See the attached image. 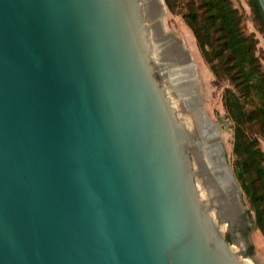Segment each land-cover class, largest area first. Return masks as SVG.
<instances>
[{"label":"water","instance_id":"1","mask_svg":"<svg viewBox=\"0 0 264 264\" xmlns=\"http://www.w3.org/2000/svg\"><path fill=\"white\" fill-rule=\"evenodd\" d=\"M157 1L0 0V264H251L226 238L243 190L176 87L192 58Z\"/></svg>","mask_w":264,"mask_h":264},{"label":"trees","instance_id":"2","mask_svg":"<svg viewBox=\"0 0 264 264\" xmlns=\"http://www.w3.org/2000/svg\"><path fill=\"white\" fill-rule=\"evenodd\" d=\"M169 11L181 15L191 28L198 48L220 82H229L222 93L226 118L233 130L229 162L250 203L246 212L264 236V49L247 25L244 8L233 0H164ZM252 22L264 37V10L259 0L247 1ZM230 242L232 236L226 235ZM254 246L248 243L247 254Z\"/></svg>","mask_w":264,"mask_h":264},{"label":"rangeland","instance_id":"3","mask_svg":"<svg viewBox=\"0 0 264 264\" xmlns=\"http://www.w3.org/2000/svg\"><path fill=\"white\" fill-rule=\"evenodd\" d=\"M247 1L248 0H233L235 5L245 9L248 18V28L251 31L256 32V35L260 39L259 48L264 49V37L256 30L255 25L251 20L252 12ZM162 2H164V0H162ZM156 3L158 4V9H161L163 4L161 5L157 0ZM163 16L165 29L172 33L174 39L180 41L183 44L187 56L192 58L188 64L192 63L198 73L197 80L198 89L201 93V104L205 107L209 117L214 122L219 124L224 147L227 151L228 157L231 158L233 130L231 128L230 121L226 118V112L222 103V93L225 87L229 86L230 84L229 82H220L212 73L200 49L197 46L196 39L191 28L184 21L182 16L172 13L167 7ZM181 105V112H183L182 114L187 113L192 119H196L194 113L186 111L185 103H181ZM261 146L264 149V140L261 141ZM197 183L200 191L204 193L205 188L202 177L198 178ZM242 200L245 204V209L247 212L250 209V203L244 196ZM230 215L231 213L228 215V217H230ZM237 222L238 221H235L233 223L234 227ZM228 229L229 223L224 222V231L227 232ZM232 231L234 232L236 229L233 228ZM230 243L233 244L234 248L239 251L240 256L249 261L251 264H264V236L259 230L253 228L250 231L248 239H244L241 233H239V235L236 233L234 234V243L232 241H230ZM248 243H251L254 246V252L252 255L247 254Z\"/></svg>","mask_w":264,"mask_h":264},{"label":"bare ground","instance_id":"4","mask_svg":"<svg viewBox=\"0 0 264 264\" xmlns=\"http://www.w3.org/2000/svg\"><path fill=\"white\" fill-rule=\"evenodd\" d=\"M197 79L198 73L195 66L192 63L187 64L186 66H182L181 70L179 71L177 80H175L176 87L178 88V90L180 89L181 94H187L189 107L190 109H192V111L197 113L198 119H204L205 125L209 129L213 130L214 135H217L220 129L216 127L213 121L209 119L208 112L201 104L200 95H198V91L195 90L196 85H198ZM181 118L186 120L189 124L192 121V118L187 113L181 114ZM196 155L197 160H200L201 162H195L196 168L198 170L202 169L205 177H207L206 174L209 175L212 186L217 185L218 188L219 185V187L223 190H227L228 183H226V181L224 180V171L229 172V167L225 163H220L217 158L213 156V151L210 148H204V150L198 151ZM201 177L206 191L207 187L205 185L203 175ZM205 193L206 192L202 194Z\"/></svg>","mask_w":264,"mask_h":264},{"label":"flooded vegetation","instance_id":"5","mask_svg":"<svg viewBox=\"0 0 264 264\" xmlns=\"http://www.w3.org/2000/svg\"><path fill=\"white\" fill-rule=\"evenodd\" d=\"M158 4L156 3V1L154 0H149V7H148V12L152 15L155 16L158 12ZM177 48V49H176ZM176 51L179 54L180 57L183 56V52L181 50V48L178 46V44H176ZM229 214V213H228ZM250 226V220L248 218V216L245 213H242L241 215H239V220L236 223L234 229H236V231L230 233V236H232V240H234V234L241 233V235L243 236L244 239H248V237H246V233H247V227Z\"/></svg>","mask_w":264,"mask_h":264}]
</instances>
